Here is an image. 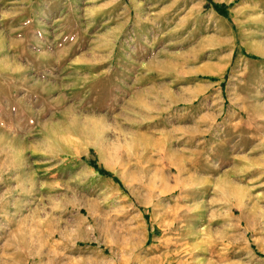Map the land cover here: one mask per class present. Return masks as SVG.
<instances>
[{
    "label": "rangeland",
    "instance_id": "rangeland-1",
    "mask_svg": "<svg viewBox=\"0 0 264 264\" xmlns=\"http://www.w3.org/2000/svg\"><path fill=\"white\" fill-rule=\"evenodd\" d=\"M0 264H264V0H0Z\"/></svg>",
    "mask_w": 264,
    "mask_h": 264
}]
</instances>
